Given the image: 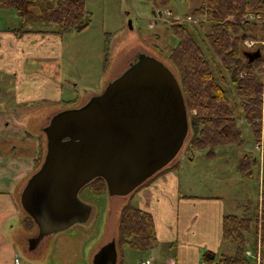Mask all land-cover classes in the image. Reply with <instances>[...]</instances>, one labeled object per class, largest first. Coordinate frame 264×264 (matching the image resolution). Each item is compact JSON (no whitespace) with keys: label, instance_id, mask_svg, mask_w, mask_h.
Returning <instances> with one entry per match:
<instances>
[{"label":"rangeland","instance_id":"374dc122","mask_svg":"<svg viewBox=\"0 0 264 264\" xmlns=\"http://www.w3.org/2000/svg\"><path fill=\"white\" fill-rule=\"evenodd\" d=\"M204 1L170 0L166 7L158 9L147 0H86V7L92 14L90 25L83 31H70L61 35L60 48H57L56 55L51 56L48 62L49 78L59 85L62 84V94L54 90L53 82L48 84L49 97L45 99L51 100H44V104L40 103L41 109L33 110L28 122L33 124L37 119L44 118L46 113H50V117L44 125L40 126L41 128L47 125L59 111L81 106L93 95L103 92L109 81L126 70L141 53H147L162 60L179 79L178 69L169 60L171 48L177 44L178 39L168 31V27L173 24H186L213 67L216 81L224 88L229 98L233 114L242 130L244 147L241 149L218 148L213 158L208 157L207 151L190 152L192 138L190 126L186 140L176 157L150 177L144 185L152 182L170 165L180 160L175 171L179 192L183 195H217L224 199L227 214L235 213L239 216L249 214L252 222L251 232L247 235L249 245L247 250L257 247L262 261L264 245L261 241V232H258L256 237V227L257 225L259 227L260 223L261 198L264 193V127L262 126L259 138L255 137L241 107L242 97L235 91L230 76L208 41L207 35L210 32L211 23L205 22L206 17L193 14V11ZM4 11L6 12L1 13L4 25L15 27L21 24L13 9ZM204 22L206 26H203ZM49 25V28H55L53 24ZM34 27L39 28L40 25H34ZM245 34L246 36L248 34V37L243 40L245 48L252 52L258 49L262 51L263 64L259 78L263 84L264 98V35L261 26L252 27V30ZM246 40L254 41L255 44L247 45ZM256 61H251L250 66L257 65ZM0 81L4 89V93L0 96L1 111L6 114L23 111L22 104L18 103L21 86L16 82L15 77L3 76ZM74 100L75 106H70L69 101ZM33 105L37 106L38 101L34 100ZM195 113L196 111L191 113L188 110L189 122L191 114ZM14 119L11 117L7 120L10 128L19 129L18 126H14ZM29 129L33 131L34 126L32 128L29 126ZM40 134L46 139L45 132L40 131ZM43 149L45 151L37 169L45 158L46 142ZM243 153H249L255 163L253 178L244 177L238 168ZM105 191V194L98 195L90 186H85L79 193V198L93 207L89 220L84 223H75L67 230L44 237L34 250L29 248L28 242L25 243V248L19 249L21 257L18 258L21 259V264H92L95 253L104 245V241L111 236L114 229H116L117 239L120 211L135 190L127 196H111L107 187ZM248 200L252 201V205L250 211L246 212L245 204ZM217 206L220 209V205L217 204ZM216 209L210 205L203 206L201 202L194 200L181 205L180 219L177 223L178 236L176 235L173 244L164 243L158 239V244L147 250H138L131 246L120 247L121 258L124 259L125 264H143L147 260L150 262L146 264H165V257L179 258L184 264L193 263L194 260L199 262L200 251H196L194 246L197 242H208L206 249L216 252L221 248L217 242V235L208 237L212 226L208 220H205L207 215L209 217L216 212ZM196 211H199L200 217L197 225H192V218ZM22 214L25 218L28 216L24 211ZM155 217L158 222V216ZM161 217L164 220L170 217V214L163 210ZM18 222L24 226L22 218ZM218 222V233L221 237L223 213L221 218L219 216ZM31 231L34 233L32 236H36L37 225ZM47 238H50L48 244ZM43 245L44 248H42ZM224 246L223 253H233L232 245ZM31 259L33 262L30 261Z\"/></svg>","mask_w":264,"mask_h":264},{"label":"water","instance_id":"95a60500","mask_svg":"<svg viewBox=\"0 0 264 264\" xmlns=\"http://www.w3.org/2000/svg\"><path fill=\"white\" fill-rule=\"evenodd\" d=\"M261 54L247 53L250 61ZM189 128L178 77L147 53L100 94L56 113L43 129L45 158L21 193V205L38 227L30 248L89 220L93 207L79 193L92 180L103 178L111 196L132 193L176 157ZM92 264H118L115 238L100 247Z\"/></svg>","mask_w":264,"mask_h":264},{"label":"trees","instance_id":"16d2710c","mask_svg":"<svg viewBox=\"0 0 264 264\" xmlns=\"http://www.w3.org/2000/svg\"><path fill=\"white\" fill-rule=\"evenodd\" d=\"M147 1L158 9L170 3V0ZM0 9H13L21 21L23 32L41 28L50 33L63 35L70 31H83L92 20V14L86 7V0H0ZM193 14L206 17L205 22L211 23L207 35L210 46L230 76L235 91L242 97L241 107L244 115L255 137L259 138L264 127L263 84L259 78L263 56L255 59L257 65L250 66L249 63L252 62L247 53L252 51L245 48L243 40L248 37L245 33L255 26H261L264 35V0H205L193 11ZM205 22L203 26H206ZM49 24H53L55 28H49ZM34 25L40 27L36 29ZM168 31L178 39L177 44L171 48L169 60L178 69L188 110L191 113L196 111L190 118L192 128L190 152L207 151L208 157L213 158L218 148L241 149L245 141L242 130L233 114L224 88L216 81L214 69L206 54L186 24L169 25ZM68 104L75 106V100L69 101ZM44 151L45 149L41 148L36 167L39 166ZM254 166L255 163L249 153L244 154L238 164L240 172L247 178H253ZM177 167V164H173L167 169ZM86 186H90L95 194L106 193L107 185L101 177L92 180ZM135 191L120 211L117 247L120 249L131 246L138 250H147L158 244L156 224L150 212L134 205L132 196ZM245 205L246 212H249L252 201L248 200ZM260 213L256 237L258 232H261V241L264 245V193H262ZM24 222L30 231L36 225L29 215ZM251 222L249 214L224 215L222 239L225 244L232 245L234 251L231 254L221 252L219 254L206 250L202 254L203 263L253 264V258L246 256L249 247L247 235L251 232ZM253 250L257 252V247ZM261 264H264V249Z\"/></svg>","mask_w":264,"mask_h":264},{"label":"crops","instance_id":"0c3cea01","mask_svg":"<svg viewBox=\"0 0 264 264\" xmlns=\"http://www.w3.org/2000/svg\"><path fill=\"white\" fill-rule=\"evenodd\" d=\"M4 10L0 9V80L3 76L11 75L15 77L16 82L21 86V96L18 103L22 104L23 111H16L12 114L8 112L6 114L1 111L2 102H0V264H21V259L19 263L15 262L17 257H21L19 249H24L25 243H29V239L34 234L25 227L21 193L29 178L37 170V160L41 148H45L46 139L40 134V131L44 132L43 129L46 125L41 128L40 126L47 122L50 113H46L44 118L37 119L33 124L28 121L31 119L33 110L36 108L41 109L42 104L40 103L43 102L44 104V100H51L45 99L49 97L48 84L53 82L54 90L62 94V84L59 85L55 81H51L48 75L50 57L56 55V50L60 48L62 41L60 40L61 35L50 33L45 29L36 28L35 31L23 32L21 31V24L15 27L4 25L1 14L6 12ZM18 31L21 33L19 34ZM3 90L0 81V96L4 93ZM34 100L38 101L37 106L33 105ZM11 117L16 119L13 121L14 126H18L19 129L10 128L7 120ZM29 126L31 128L34 126V130L29 129ZM179 162L180 160L175 164L179 166ZM177 168L167 169L159 174L157 178H154L152 182L137 189L132 196L134 205L153 215L158 239L164 243L171 242V244L174 243L176 235L178 236L177 223L180 219L179 207L181 205L194 200L201 202L203 206L216 207V212L210 214L209 217L207 215L205 220H208L212 226L208 237L217 235V242L221 247L218 252L212 251L222 252L225 243L223 237H220L218 233V220L219 216L221 218L222 213L223 217L227 214L224 199L217 195L181 194L176 183L175 171ZM217 204L220 205V209ZM163 210L170 214V217H166L164 220L161 217ZM156 215L158 216V222L156 221ZM199 217L200 213L196 211L192 218V225H197ZM21 218L24 226H21L18 222ZM113 238L116 239V229L112 231L111 236L104 241V244ZM48 239L50 238L46 239L47 244L50 241ZM207 243L197 242L194 245L195 250L200 251V261L194 260L193 263L190 262L189 264H204L202 254L206 250H211L206 249L208 247ZM42 248H44V245ZM118 253V264H125L124 259L121 258L119 248ZM32 260L30 261L33 262ZM149 262L146 261V263ZM165 264H184V262H181L179 258L165 257Z\"/></svg>","mask_w":264,"mask_h":264},{"label":"built area","instance_id":"2783aa9c","mask_svg":"<svg viewBox=\"0 0 264 264\" xmlns=\"http://www.w3.org/2000/svg\"><path fill=\"white\" fill-rule=\"evenodd\" d=\"M246 41L245 42H246L247 45L248 44H252V45L255 44L254 41H249V40H246ZM246 256L249 257V258H253L252 262L254 261V262H256V264H261V254H260V250H258L257 252H254V250H247L246 251ZM15 262L16 263H19L20 262V260H19L18 257L15 259ZM254 262H253V264H255Z\"/></svg>","mask_w":264,"mask_h":264},{"label":"flooded vegetation","instance_id":"af4514ba","mask_svg":"<svg viewBox=\"0 0 264 264\" xmlns=\"http://www.w3.org/2000/svg\"><path fill=\"white\" fill-rule=\"evenodd\" d=\"M82 190V189H81ZM81 192V191H80Z\"/></svg>","mask_w":264,"mask_h":264},{"label":"bare ground","instance_id":"6f19581e","mask_svg":"<svg viewBox=\"0 0 264 264\" xmlns=\"http://www.w3.org/2000/svg\"><path fill=\"white\" fill-rule=\"evenodd\" d=\"M85 188V187H84Z\"/></svg>","mask_w":264,"mask_h":264}]
</instances>
